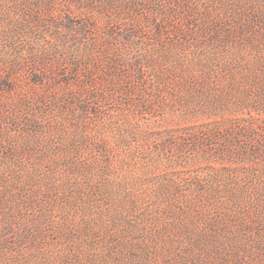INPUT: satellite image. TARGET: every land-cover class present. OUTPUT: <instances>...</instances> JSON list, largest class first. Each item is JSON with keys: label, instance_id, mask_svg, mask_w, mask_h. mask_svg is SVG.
<instances>
[{"label": "rangeland", "instance_id": "1", "mask_svg": "<svg viewBox=\"0 0 264 264\" xmlns=\"http://www.w3.org/2000/svg\"><path fill=\"white\" fill-rule=\"evenodd\" d=\"M0 90V264H264V0H0Z\"/></svg>", "mask_w": 264, "mask_h": 264}, {"label": "trees", "instance_id": "2", "mask_svg": "<svg viewBox=\"0 0 264 264\" xmlns=\"http://www.w3.org/2000/svg\"><path fill=\"white\" fill-rule=\"evenodd\" d=\"M51 23H53L54 24V28L55 29H58L60 26H57V25H59L58 24V22H56V21H54V22H52V21H49V25H51ZM68 23V20L66 21V24ZM53 24H52V26H53ZM60 32L61 31H55V34H57V36H60L59 37V39H61L60 41L61 42H63V43H65L66 41H70L71 40V37L72 38H78V39H76V42H79L80 41V36L78 35V32H80V30L79 29H77V27H70V26H68V30H67V32L70 34V36H67V35H65V36H62L61 34H60ZM109 34V36H111L112 37V40H116V39H118V38H125V40H127V41H130L129 40V38L130 37H134V33H132V32H127L126 34H120V33H118L117 31L115 32V31H113V32H109L108 33ZM84 36H82V38H83ZM80 43V42H79ZM126 54H129V51H126L125 52ZM40 80H38V81H36V82H39ZM68 85L69 83L68 82H66V81H64V85ZM1 91V90H0ZM68 97H70V96H68ZM71 98V97H70ZM72 99V98H71ZM67 100V99H66ZM11 129H9V131H10ZM1 132H2V134H0V141H2V136L5 138L6 137V135H8V132L3 128L2 130H1Z\"/></svg>", "mask_w": 264, "mask_h": 264}]
</instances>
